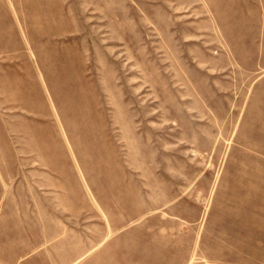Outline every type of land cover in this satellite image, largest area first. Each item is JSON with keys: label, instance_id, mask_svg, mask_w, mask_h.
<instances>
[{"label": "rangeland", "instance_id": "rangeland-1", "mask_svg": "<svg viewBox=\"0 0 264 264\" xmlns=\"http://www.w3.org/2000/svg\"><path fill=\"white\" fill-rule=\"evenodd\" d=\"M0 264H264V0H0Z\"/></svg>", "mask_w": 264, "mask_h": 264}]
</instances>
